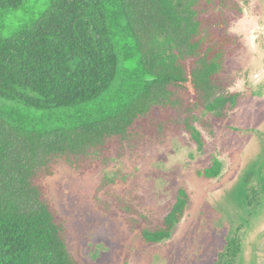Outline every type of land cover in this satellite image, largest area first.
I'll list each match as a JSON object with an SVG mask.
<instances>
[{"label":"trees","instance_id":"1","mask_svg":"<svg viewBox=\"0 0 264 264\" xmlns=\"http://www.w3.org/2000/svg\"><path fill=\"white\" fill-rule=\"evenodd\" d=\"M24 1L0 0V11ZM241 16L240 0H52L0 38V98L40 113L30 126L0 116V264H80L44 183L58 163L107 167L170 134L203 151L201 131L214 137L205 117L229 122L242 98L238 74H226ZM222 169L213 158L197 176L215 180ZM247 193L250 206L256 192ZM189 202L179 189L161 220L131 228L145 245H166ZM237 237L214 264L237 263Z\"/></svg>","mask_w":264,"mask_h":264},{"label":"rangeland","instance_id":"2","mask_svg":"<svg viewBox=\"0 0 264 264\" xmlns=\"http://www.w3.org/2000/svg\"><path fill=\"white\" fill-rule=\"evenodd\" d=\"M51 1L25 0L18 9L0 11V38L32 25ZM240 1L242 16L231 28L237 43L226 74H238L233 91L242 98L229 122L205 117L214 137L201 131V153L183 134H170L164 144L148 145L107 167L60 162L45 180L80 264H214L235 236L241 241L236 264H264V0ZM130 60L120 57V71L130 74ZM38 115L0 98V116L13 125L30 126ZM213 158L223 165L221 176L199 178L197 172ZM247 188L256 192L250 206ZM179 189L190 202L173 237L166 245H145L131 225L161 220Z\"/></svg>","mask_w":264,"mask_h":264}]
</instances>
